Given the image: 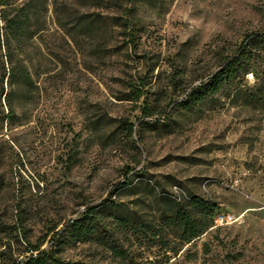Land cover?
<instances>
[{
    "label": "rangeland",
    "instance_id": "obj_1",
    "mask_svg": "<svg viewBox=\"0 0 264 264\" xmlns=\"http://www.w3.org/2000/svg\"><path fill=\"white\" fill-rule=\"evenodd\" d=\"M67 1L71 10L95 9L91 0ZM131 23L135 51L118 48L109 22H92L74 45L49 20L44 40L30 47L33 83L10 101L14 116L5 118L2 96L0 216L13 197L27 240L12 238L0 264L21 261L54 235L62 258L91 264H264V101L244 93L256 69L202 103L176 105L247 34L264 32V0H134ZM139 77L147 98L120 99ZM121 121L135 131L127 135ZM188 196L215 210L211 226L174 256L172 230L165 246L150 237L169 200ZM89 206L99 211L97 230L73 242L66 226ZM114 214L128 229L117 228Z\"/></svg>",
    "mask_w": 264,
    "mask_h": 264
},
{
    "label": "trees",
    "instance_id": "obj_2",
    "mask_svg": "<svg viewBox=\"0 0 264 264\" xmlns=\"http://www.w3.org/2000/svg\"><path fill=\"white\" fill-rule=\"evenodd\" d=\"M68 5L67 0H0V106L2 96L8 95L9 101V107H7L9 114L5 118L15 114V109L10 103L12 97L18 93L28 92L33 83L30 47L34 41L44 40L50 31L49 20L55 25V32L61 31L62 35L68 36L74 45H77L78 35L83 34L92 22L101 24L109 22L112 30L115 29L118 48L126 51L137 49L140 36L131 23L134 0H91L90 6L95 8L92 12L71 10ZM50 10L52 15L49 17ZM102 10L109 11V14L103 15ZM5 61L9 67L5 66ZM263 62L264 32L247 34L234 54L220 59L218 67L205 79L190 87L176 105L188 108L202 103L206 98L220 94L224 88L239 84L251 67L256 69V83L244 93H249L250 96L258 95L260 100L264 101ZM139 78L141 80L139 86L131 89L126 97L120 99L138 102L145 97L147 90L144 88L148 82L142 77ZM5 79L9 91L5 90ZM240 91L242 90L236 87L235 92ZM143 102L140 109L144 115H148L146 100ZM1 112L3 113V110ZM119 124L127 135L135 131L133 123L121 121ZM169 202L171 211L161 213L158 219L161 231L152 232L150 238L158 242L160 246H165L168 242L167 231L172 230L176 240L168 251L175 256L185 243L197 238L211 226V215L215 210V204L192 196L180 201L170 199ZM98 213L95 206H89L80 217L68 223L66 227L72 232L73 242H86L94 235L97 230L95 221ZM135 220L133 218L132 222H136ZM114 221L119 230L128 229L129 220L122 214H114ZM136 230L145 231V228L141 229V226H137ZM0 232L2 234L0 246L4 247L0 251L1 256L10 249L12 238L20 239L23 234L21 240H27L21 210L13 197L4 205L3 218L0 216ZM59 237L55 238L54 235L50 244L42 249L40 244L31 245L26 251L30 253L28 256L21 261L9 260L10 264H91L81 260L62 258L57 250ZM122 237L126 238L127 235L124 234ZM105 245L109 250L115 251L119 257H124L123 250L118 249L114 243L105 241Z\"/></svg>",
    "mask_w": 264,
    "mask_h": 264
}]
</instances>
